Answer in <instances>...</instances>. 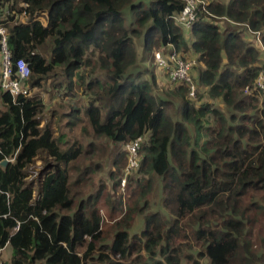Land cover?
I'll return each mask as SVG.
<instances>
[{"label":"trees","instance_id":"1","mask_svg":"<svg viewBox=\"0 0 264 264\" xmlns=\"http://www.w3.org/2000/svg\"><path fill=\"white\" fill-rule=\"evenodd\" d=\"M183 6L0 0L11 62L30 69L25 86L79 92L84 105L63 116L66 127L82 114L94 140L68 144L41 125L39 93L13 98L0 87V250L10 246L9 264H264V90H254L264 0H210L189 31L172 20ZM161 46L195 59V99L183 84L155 91L153 72L142 80L141 61ZM137 138L139 169L118 195L124 147ZM36 160L40 172L27 180ZM103 171L107 181L88 189ZM154 188L157 210L147 199ZM136 216L142 227L131 233Z\"/></svg>","mask_w":264,"mask_h":264},{"label":"built area","instance_id":"2","mask_svg":"<svg viewBox=\"0 0 264 264\" xmlns=\"http://www.w3.org/2000/svg\"><path fill=\"white\" fill-rule=\"evenodd\" d=\"M184 6L179 13L172 16V20L176 22L181 29L189 31L193 22L197 18L200 10H204V6L208 4L205 0H182ZM24 13L22 14V16ZM16 15L15 18H19ZM1 36V68H0V87L3 91L8 92L13 98L19 95H29V89L25 83L30 77V69L24 60H18L14 65L10 59V53L6 47V31L0 25ZM154 64L157 68L166 73L171 84H183L187 87L188 97L195 99L197 94V86L191 78V71L195 62L184 58L172 46H161L153 54ZM15 72V73H14ZM15 74V77H13ZM254 90H264V70H262L254 85ZM248 94L251 91H247ZM141 138L125 145L124 149L127 152V164L123 170V178L120 182V187L123 190L127 178L137 173L140 165V151Z\"/></svg>","mask_w":264,"mask_h":264},{"label":"rangeland","instance_id":"3","mask_svg":"<svg viewBox=\"0 0 264 264\" xmlns=\"http://www.w3.org/2000/svg\"><path fill=\"white\" fill-rule=\"evenodd\" d=\"M207 1V0H205ZM137 2H143L146 6L148 5V0H135V3ZM123 16H124V22L127 26L130 25V23L132 22V15L130 13L129 7H125L123 9ZM137 50L138 53H140L141 48L139 46V43H137ZM155 52V51H154ZM154 52L152 53V56L154 54ZM43 53L45 54V56L47 58H49L50 56V49L44 48ZM184 58L188 59V60H192L195 62V59L189 57V56H183ZM141 68L143 70H145V75L142 77V80L144 81H150V77H149V73L153 72L154 73V77H155V91L161 93V92H165L166 90H168L170 88V85L168 84L169 80L167 78V75L165 72H163L161 69L157 68L154 64V60H151V56L149 57V59L147 60H143L141 61ZM58 74V79L59 80H63V76H62V72L58 69H56L55 71ZM49 87V86H48ZM39 93L40 96L42 97V100L46 106V111L44 112V118L43 121L41 123V125H43L46 122H51L53 129L55 130V135H63L64 137V141L68 142V144H72L74 142L80 143L82 145H86L90 142H93L94 140L91 138V136L89 134H83L81 128L82 127H86L88 129V133H90V129L87 125V121L86 119L83 117V115L81 114L80 117L82 118V122L71 128V130L69 128L66 127V123H67V118L63 117L64 115L68 114L71 111V107L75 106L77 108L82 109L83 105H84V100H83V96L79 93L74 91L73 93H70L69 95H66L64 93V90L61 89H52V88H46L44 87L43 89H37V88H30L29 90V97L33 96L34 94ZM179 102L176 101V105ZM217 103V102H216ZM219 108H222V104H218ZM54 113V114H53ZM42 165H41V161L40 160H36L35 161V165L31 167L29 176L27 180H35L36 177L38 176V173L40 172ZM106 177V171H103L101 173H97V175H95L92 180H90L87 184L86 187H88V185H90V182H96L99 181V179H104L105 180ZM107 181V180H105ZM159 185V184H158ZM108 186V195L110 196L112 194V188L110 183L107 184ZM88 189L94 191V187H88ZM116 194H121L123 193V191L118 189H116ZM124 201H125V196L123 197ZM159 192L156 190V188L153 189L152 193L147 197L149 203L152 205V210H157L159 208ZM107 199V192L105 193V195L102 198V201L100 203L101 206H103L101 212L102 215L107 218V213L109 208L104 204L105 200ZM127 206V204H126ZM116 219H119L121 217H114ZM140 217H135L133 224H132V228H131V233L133 232H138L141 227L142 224L140 222ZM113 222L111 221H107V225H112ZM201 264H206L205 260L201 261Z\"/></svg>","mask_w":264,"mask_h":264},{"label":"crops","instance_id":"4","mask_svg":"<svg viewBox=\"0 0 264 264\" xmlns=\"http://www.w3.org/2000/svg\"><path fill=\"white\" fill-rule=\"evenodd\" d=\"M207 1L209 2L210 0H207ZM185 35L187 36L188 33ZM11 253L12 251L9 245H6L3 249H1L0 250V264H9Z\"/></svg>","mask_w":264,"mask_h":264},{"label":"water","instance_id":"5","mask_svg":"<svg viewBox=\"0 0 264 264\" xmlns=\"http://www.w3.org/2000/svg\"><path fill=\"white\" fill-rule=\"evenodd\" d=\"M7 164V161H4L1 163L2 166H5Z\"/></svg>","mask_w":264,"mask_h":264}]
</instances>
